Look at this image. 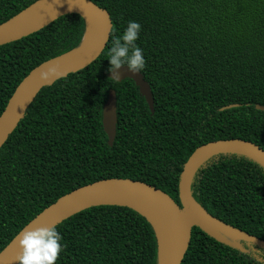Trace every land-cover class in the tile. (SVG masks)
I'll use <instances>...</instances> for the list:
<instances>
[{"label":"trees","instance_id":"1","mask_svg":"<svg viewBox=\"0 0 264 264\" xmlns=\"http://www.w3.org/2000/svg\"><path fill=\"white\" fill-rule=\"evenodd\" d=\"M36 0H0V24ZM113 22L102 54L44 87L0 149V252L61 196L108 178L143 181L178 204L183 166L201 145L244 139L264 149V0H92ZM129 20L146 60L154 113L132 79L108 74V50ZM85 21L59 17L0 46V115L36 66L73 50ZM117 96L113 146L103 129L109 91ZM236 105L221 110L223 107ZM213 216L264 240V169L232 155L213 158L192 185ZM55 264H158L152 225L136 211L98 206L56 227ZM182 264H263L248 252L192 230Z\"/></svg>","mask_w":264,"mask_h":264},{"label":"water","instance_id":"2","mask_svg":"<svg viewBox=\"0 0 264 264\" xmlns=\"http://www.w3.org/2000/svg\"><path fill=\"white\" fill-rule=\"evenodd\" d=\"M78 14L85 21V31L79 46L36 66L16 87L0 115V149L16 129L35 97L44 87L57 80L78 72L93 63L106 48L113 28L111 15L107 9L92 0H36L19 13L0 24V46L29 36L59 17ZM42 79L40 73H48ZM116 76L117 79L112 78ZM115 81L132 79L145 97L154 113V100L149 83L143 74L132 73L122 66L118 74L108 72ZM117 96L109 91L103 108V129L111 147L117 133ZM236 105L223 107L225 110ZM264 111L263 105H256ZM243 156L264 169V149L255 143L234 138L216 140L199 146L183 166L179 179L178 204L168 193L143 181L130 178H108L78 187L61 196L54 203L36 215L0 252V264H17L15 257L22 231L37 227H56L64 220L86 209L98 206L128 207L145 217L152 225L158 244V264H182L189 248L192 230L199 227L215 240L228 246L248 252L243 243L264 249V240L225 223L210 214L194 197L192 185L200 168H204L220 155ZM157 227L171 237L169 254L164 260L159 253ZM262 261V259H260Z\"/></svg>","mask_w":264,"mask_h":264},{"label":"clouds","instance_id":"3","mask_svg":"<svg viewBox=\"0 0 264 264\" xmlns=\"http://www.w3.org/2000/svg\"><path fill=\"white\" fill-rule=\"evenodd\" d=\"M141 25L135 20H129L122 34L113 37L108 50L110 73L118 74L122 66L132 73H140L145 67L146 60L143 49L136 43L139 38ZM48 73L41 72L42 79ZM116 78V76H112ZM62 237L55 227H37L24 230L19 235L17 247L18 255L15 257L17 264H55L63 251Z\"/></svg>","mask_w":264,"mask_h":264},{"label":"bare ground","instance_id":"4","mask_svg":"<svg viewBox=\"0 0 264 264\" xmlns=\"http://www.w3.org/2000/svg\"><path fill=\"white\" fill-rule=\"evenodd\" d=\"M159 237H158V243H159V253L161 256V259L164 260L169 254L170 251V245H171V237L168 232H166L163 229H160L157 227Z\"/></svg>","mask_w":264,"mask_h":264},{"label":"flooded vegetation","instance_id":"5","mask_svg":"<svg viewBox=\"0 0 264 264\" xmlns=\"http://www.w3.org/2000/svg\"><path fill=\"white\" fill-rule=\"evenodd\" d=\"M243 244L247 249L248 247H251L248 249V253L250 254V256H252L254 259L264 264V249L255 245H249L248 243H243ZM260 259H262V261Z\"/></svg>","mask_w":264,"mask_h":264},{"label":"rangeland","instance_id":"6","mask_svg":"<svg viewBox=\"0 0 264 264\" xmlns=\"http://www.w3.org/2000/svg\"><path fill=\"white\" fill-rule=\"evenodd\" d=\"M249 248H251V247H248V249H249ZM254 254H256V253H254Z\"/></svg>","mask_w":264,"mask_h":264}]
</instances>
